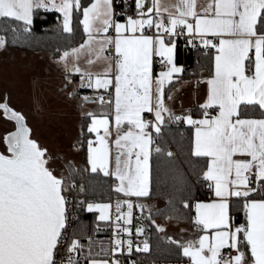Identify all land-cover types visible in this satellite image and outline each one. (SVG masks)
<instances>
[{
	"label": "snow or ice",
	"instance_id": "snow-or-ice-1",
	"mask_svg": "<svg viewBox=\"0 0 264 264\" xmlns=\"http://www.w3.org/2000/svg\"><path fill=\"white\" fill-rule=\"evenodd\" d=\"M134 4L135 17L128 15L122 23L114 19L113 0H91L87 6L81 0H0V18L22 22L25 31L33 23L34 9L62 14L67 33L73 31L74 11H82L85 38L64 51L60 61L69 83L76 74L80 87L109 94L107 100L100 95L98 102L112 106L111 113H83L91 121L87 132L95 134V140L87 141V159L92 172L99 169L114 177V191L126 197L115 203L110 253L106 248L94 253L91 239L85 253V245L73 238L76 234L68 233L67 178L50 167L48 149L31 138L25 116L5 97L0 101V118L14 122L15 130L4 134L6 153L0 152V264H81L82 260L121 264L116 254L122 255L125 245L131 254L133 242L122 240L120 234L131 235L127 227L133 218L131 197L150 194V158L153 151L162 152L159 145L153 149L152 132L159 136L165 114L168 121L191 127V153L206 158L202 175L213 197L193 205L196 235L172 243L187 264H264V0L203 4L134 0ZM181 35L189 37L188 43L199 40L204 49L214 50L198 118L191 110L177 115L166 103V85L183 72L174 60L175 37ZM4 46L0 37V47ZM156 62L162 65L158 72ZM97 64L100 70H93ZM74 94L75 89L68 93ZM82 100L91 102L88 96ZM145 113L154 118L147 119ZM189 206L185 200L184 207ZM135 207L143 214L146 205ZM87 208L99 211L101 221L112 219L109 203H88ZM156 227L163 231L161 225ZM143 232L142 225L136 227L137 235ZM148 250L147 240L142 248L136 247ZM101 254L111 258H97Z\"/></svg>",
	"mask_w": 264,
	"mask_h": 264
},
{
	"label": "trees",
	"instance_id": "trees-1",
	"mask_svg": "<svg viewBox=\"0 0 264 264\" xmlns=\"http://www.w3.org/2000/svg\"><path fill=\"white\" fill-rule=\"evenodd\" d=\"M91 0H81L83 6H87ZM118 6V5H117ZM119 7L117 20H124L126 16L135 12V6L129 0V7ZM82 11H74L71 33L63 30L62 14L55 10L34 9L33 23L25 31L22 22L11 18H0V37L5 39V47L21 52L49 53L52 57H59L64 51L77 47L83 42ZM194 50L184 47L182 40L178 41L176 60L185 65L193 64L195 59ZM188 69L184 78L188 76ZM90 118H84L81 136L86 134L87 138L81 143L77 140L76 146L81 148V160L78 165L64 162L68 184L76 185L75 191L77 205V221L75 224V237L79 238L85 245L84 252L88 251L89 239L92 242L94 253H100L102 248L107 247L108 225L99 221L97 214L88 210V203H107L113 194L119 196L112 190L110 176L97 170L92 172L87 159V141L90 133L87 125ZM161 126L159 136L153 131L155 143L153 149L159 145L161 153L152 152L151 155V178L150 194L137 203L146 205L142 214V234L144 240L148 241V252H132L127 256L132 262L138 264H184L187 258H183L180 249L169 238L161 235L152 220H181L191 221L193 224L194 203L207 198L204 191L203 169L206 167V158L195 157L191 153L192 130L185 125H178L176 121L165 120ZM80 136V137H81ZM172 148V150H171ZM171 152L169 156L167 153ZM189 202V207H184V202ZM146 201L162 203L158 209H150ZM149 210L151 219L148 218ZM240 218V217H238ZM97 258H107L101 257Z\"/></svg>",
	"mask_w": 264,
	"mask_h": 264
},
{
	"label": "rangeland",
	"instance_id": "rangeland-1",
	"mask_svg": "<svg viewBox=\"0 0 264 264\" xmlns=\"http://www.w3.org/2000/svg\"><path fill=\"white\" fill-rule=\"evenodd\" d=\"M68 64L71 66L70 60ZM68 76L60 57L0 47V101L6 97L9 105L25 116L32 138L47 148L52 157L50 167L64 176L67 175L64 162L78 165L82 157L81 148L74 153L71 142L78 135V128L82 131L83 120L87 118L83 113L102 115L107 110V105L96 99L89 97L92 102H84L80 81L72 74L69 83ZM73 89L75 94L69 96ZM13 130L14 122L0 118L1 152L6 153L2 137ZM100 134L103 135L102 129ZM86 138L85 134L78 141L82 143ZM155 206L158 209L162 203ZM155 225H161L163 231H158L171 240H185L193 226L190 220H157Z\"/></svg>",
	"mask_w": 264,
	"mask_h": 264
},
{
	"label": "crops",
	"instance_id": "crops-1",
	"mask_svg": "<svg viewBox=\"0 0 264 264\" xmlns=\"http://www.w3.org/2000/svg\"><path fill=\"white\" fill-rule=\"evenodd\" d=\"M131 1L134 4V0H131ZM57 2H59V0H57ZM203 3H205V0H198V4H203ZM113 6H114V12H115V6H116L115 0H113ZM134 6H135V4H134ZM40 9H43V8H40ZM135 12H136V10H135ZM135 12L133 14H131L134 17H135ZM114 19H117L116 15H114ZM125 21H126V18L120 22L123 23ZM113 35H114V33H113ZM188 40H189V37L187 35H185L183 45H184V47H188V48L194 50L193 53L195 54V59H194L193 64L191 63L189 65H185L184 63H179L176 60V54H177V48H178V41L179 40H178V38L175 37L176 48H175V53H174V60H175V63L177 64V66H181L183 68V72L181 74H179L178 77L176 79H174L172 83L166 85V87H165L166 103L177 115H184L189 110H191V114L193 115V117L198 118V116L200 114L199 104H201L204 101L205 96H206V87L207 86H206V83H204V80L206 77L209 76L210 69L212 66L210 53H214V50L204 49L202 47V45L200 44L199 40L194 39L192 43H188ZM68 60H70L71 63H73V59L71 56L68 58ZM81 64H83V59L81 60ZM100 67L101 66L99 64H97L94 66L93 70H100ZM188 67H190V69L188 70V76L186 78H184L183 75H184L186 69H188ZM159 70H160L159 68H156L154 66V72H158ZM76 77L79 80V76L76 75ZM80 88H81V91L84 94V96H88V97L96 99V100H98V97L100 95H104V93H105L104 89L94 90V89H89L87 87H80ZM169 95L171 96V99L167 98ZM106 105H107L106 113H111L112 106H110L108 104H106ZM146 114L150 116V119L154 118L152 116V114L145 113V115ZM166 119H167V114H165V120ZM90 122L91 121L89 120V124H90ZM185 126L190 127L186 124H185ZM111 131H112V135H111L110 139L114 140L116 137V130L114 127H112ZM81 133H82V131L80 132V129L78 128V135L73 140V142H71L72 150L74 153L78 152V147L76 146V142L80 138ZM90 137H91L90 139L95 140V134L94 133H90ZM112 148H113V156H114L115 155V146L112 145ZM89 166H90V164H89ZM90 168H91V166H90ZM110 178H111V182H112L111 187H112V190L114 191V185L117 183V181L112 176H110ZM150 178H151V158H150ZM210 192H211V190L209 192H207V198L206 199L200 200V201L207 202L208 200L212 199L213 197L211 196ZM116 194L119 196L118 198L126 199V197H123L122 194H118V193H116ZM144 198L145 197H142V198L131 197L133 202H138L139 199H144ZM107 203H109V202H107ZM146 203L150 209H154L156 207L155 206L156 203H154V202L146 201ZM94 204H96V203H94ZM97 204H104V203H97ZM91 212H95L97 214V218L100 215L99 211H97L95 209L92 210ZM109 212H110V210H109ZM194 214H195V210H194ZM99 221H101V220H99ZM102 222H106V221H102ZM195 235H196V233H195V230L193 229V226H192L191 233L189 234V236L186 239L193 238ZM184 264H187V262Z\"/></svg>",
	"mask_w": 264,
	"mask_h": 264
},
{
	"label": "built area",
	"instance_id": "built-area-1",
	"mask_svg": "<svg viewBox=\"0 0 264 264\" xmlns=\"http://www.w3.org/2000/svg\"><path fill=\"white\" fill-rule=\"evenodd\" d=\"M127 2V7H125V0H115V15L119 14V5L122 6L123 8H128L129 7V0H126ZM118 5V6H117ZM178 38V40H182V42H184L185 39V35H181L176 37ZM154 66L156 68L161 69L162 65L158 62L154 63ZM108 93L105 92L104 93V97L105 100L108 99ZM145 117L147 119H150L149 115H145ZM178 125H185L182 121L177 123ZM172 150V148H171ZM69 186H71V191L67 192L66 194L69 197V206H68V216H69V220H68V233L69 235H71L73 233V231L75 230V224L77 221V205H76V197H75V191L77 189L76 185L73 184H69ZM204 191L209 192L210 189L207 187V183H204ZM117 198L112 194L111 195V199L109 201V203L112 205V208L110 209V215L112 217V219L106 221L107 225H108V237H107V247L109 249V253H110V249L112 247V240L114 239V224H115V216H116V212H115V203H116ZM137 202H134V207H133V218H132V223L130 225H127V227L131 228V235L129 236V234L127 233H121L120 234V238L124 241L128 240L129 238L132 240L133 242V251L132 252H142V251H136V247L140 246L142 248L143 246V241L144 238L141 235H137L136 233V227L142 225V219L143 216L141 214V211L139 208L135 207V204ZM123 211H127L126 206L124 207ZM121 224H123V222H120ZM126 245H125V250L123 251V254H116L117 257L120 259L121 264H133V262L127 258V256L129 255V253L126 251ZM107 258H111V254H109V257ZM81 264H84L83 260L81 261ZM134 264H138L135 263Z\"/></svg>",
	"mask_w": 264,
	"mask_h": 264
},
{
	"label": "water",
	"instance_id": "water-1",
	"mask_svg": "<svg viewBox=\"0 0 264 264\" xmlns=\"http://www.w3.org/2000/svg\"><path fill=\"white\" fill-rule=\"evenodd\" d=\"M26 124H27V122H26ZM29 127V126H28ZM30 128V127H29ZM32 138V137H31Z\"/></svg>",
	"mask_w": 264,
	"mask_h": 264
},
{
	"label": "flooded vegetation",
	"instance_id": "flooded-vegetation-1",
	"mask_svg": "<svg viewBox=\"0 0 264 264\" xmlns=\"http://www.w3.org/2000/svg\"><path fill=\"white\" fill-rule=\"evenodd\" d=\"M15 130V129H14ZM32 137V136H31ZM1 152V151H0Z\"/></svg>",
	"mask_w": 264,
	"mask_h": 264
}]
</instances>
